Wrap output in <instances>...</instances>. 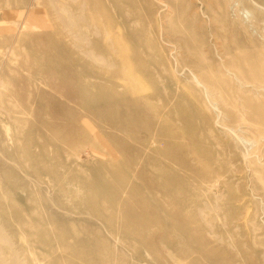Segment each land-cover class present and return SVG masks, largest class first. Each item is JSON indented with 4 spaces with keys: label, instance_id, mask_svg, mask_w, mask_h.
I'll return each mask as SVG.
<instances>
[{
    "label": "rangeland",
    "instance_id": "374dc122",
    "mask_svg": "<svg viewBox=\"0 0 264 264\" xmlns=\"http://www.w3.org/2000/svg\"><path fill=\"white\" fill-rule=\"evenodd\" d=\"M0 36V264H264V0H34Z\"/></svg>",
    "mask_w": 264,
    "mask_h": 264
},
{
    "label": "crops",
    "instance_id": "0c3cea01",
    "mask_svg": "<svg viewBox=\"0 0 264 264\" xmlns=\"http://www.w3.org/2000/svg\"><path fill=\"white\" fill-rule=\"evenodd\" d=\"M33 1L0 0V36H9L19 29L48 32L54 28L50 13Z\"/></svg>",
    "mask_w": 264,
    "mask_h": 264
}]
</instances>
